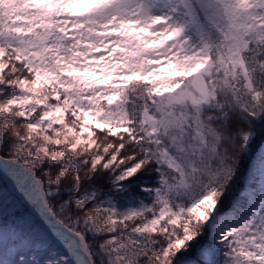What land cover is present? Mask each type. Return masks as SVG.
<instances>
[{"label":"snow or ice","instance_id":"6c2138e0","mask_svg":"<svg viewBox=\"0 0 264 264\" xmlns=\"http://www.w3.org/2000/svg\"><path fill=\"white\" fill-rule=\"evenodd\" d=\"M0 264H264V0H0Z\"/></svg>","mask_w":264,"mask_h":264},{"label":"rangeland","instance_id":"374dc122","mask_svg":"<svg viewBox=\"0 0 264 264\" xmlns=\"http://www.w3.org/2000/svg\"><path fill=\"white\" fill-rule=\"evenodd\" d=\"M10 186V181L3 174H0V188Z\"/></svg>","mask_w":264,"mask_h":264}]
</instances>
